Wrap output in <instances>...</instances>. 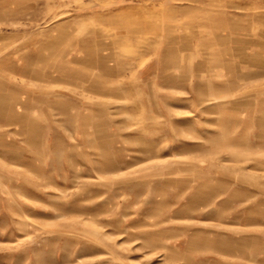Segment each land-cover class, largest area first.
I'll use <instances>...</instances> for the list:
<instances>
[{
    "label": "rangeland",
    "instance_id": "374dc122",
    "mask_svg": "<svg viewBox=\"0 0 264 264\" xmlns=\"http://www.w3.org/2000/svg\"><path fill=\"white\" fill-rule=\"evenodd\" d=\"M0 264H264V0H0Z\"/></svg>",
    "mask_w": 264,
    "mask_h": 264
}]
</instances>
